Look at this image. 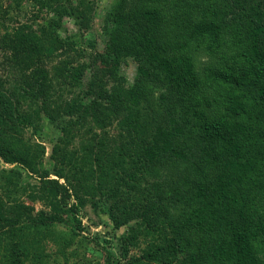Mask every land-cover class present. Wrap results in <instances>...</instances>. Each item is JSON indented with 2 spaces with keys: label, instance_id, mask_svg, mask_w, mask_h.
<instances>
[{
  "label": "trees",
  "instance_id": "obj_1",
  "mask_svg": "<svg viewBox=\"0 0 264 264\" xmlns=\"http://www.w3.org/2000/svg\"><path fill=\"white\" fill-rule=\"evenodd\" d=\"M96 7L0 0V264H98L87 202L105 264H264V0H113L102 50Z\"/></svg>",
  "mask_w": 264,
  "mask_h": 264
},
{
  "label": "rangeland",
  "instance_id": "obj_2",
  "mask_svg": "<svg viewBox=\"0 0 264 264\" xmlns=\"http://www.w3.org/2000/svg\"><path fill=\"white\" fill-rule=\"evenodd\" d=\"M9 0H5L8 2ZM113 0H96V13L93 16L92 27L89 29V32L86 34L87 38L94 37L98 42V48L102 50L105 46L106 35L101 30V17L104 14L105 10L108 9ZM33 5L26 1L23 3V8L21 10L14 9L13 11L17 14L15 18L16 20L24 21L27 20L31 14L33 13ZM1 20V19H0ZM66 26L68 30L74 32L76 30V25L71 18H66ZM125 72L127 79L132 81L136 72H137V64L131 58L127 59V63L122 67ZM5 69H0V72L4 73ZM51 153V145L47 144V153L46 158L50 157ZM51 161L47 163V165ZM13 164H6L0 161V167H10ZM27 174H24V179L27 178ZM52 176H54L52 174ZM104 211H100L98 208L95 209L90 202H87L84 207L81 208L79 216L82 219L83 225L86 227L83 234L88 236L89 240H84L85 250H82L83 257L93 259L98 264H105V259L107 255V251L109 250L112 253L113 260L115 262H124L125 257L122 253V245L120 240V235L123 232H127L125 226H122L118 229L112 226V221L110 220L108 214V203L103 202ZM41 203H35V208H41ZM98 240V244H96L93 240ZM143 246V243H140ZM104 246V248L102 247ZM137 247H129V254H137Z\"/></svg>",
  "mask_w": 264,
  "mask_h": 264
}]
</instances>
